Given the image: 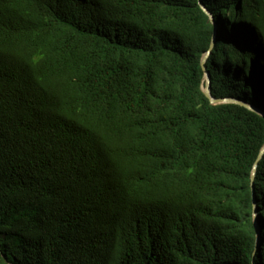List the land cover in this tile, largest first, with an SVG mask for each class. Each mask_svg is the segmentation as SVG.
I'll list each match as a JSON object with an SVG mask.
<instances>
[{
	"label": "trees",
	"instance_id": "trees-1",
	"mask_svg": "<svg viewBox=\"0 0 264 264\" xmlns=\"http://www.w3.org/2000/svg\"><path fill=\"white\" fill-rule=\"evenodd\" d=\"M205 71L264 113V0H0V264H264V116Z\"/></svg>",
	"mask_w": 264,
	"mask_h": 264
},
{
	"label": "water",
	"instance_id": "water-1",
	"mask_svg": "<svg viewBox=\"0 0 264 264\" xmlns=\"http://www.w3.org/2000/svg\"><path fill=\"white\" fill-rule=\"evenodd\" d=\"M205 11L208 12L206 9H205ZM209 15H210V13H209ZM210 18H211V20H212V22H213L214 19L212 18L211 15H210ZM212 45H213V44H212ZM212 45H211V46H212ZM208 53H209V50H208V52L204 55V57H203V59H202V68H203V70H205L204 62H205V60H206V58H207V56H208ZM205 78H206V86H205V88H204V92H205L206 96H208V97L210 98V100H211L212 103L237 102V103H240V104L246 106V107L249 108L250 110L255 111V112H257L258 114L264 116V113H263L262 111H260V110L257 109L256 107H253V106H251V105H249V104H246V103H243V102H239V101H236V100H233V99H213V98L210 96V82H209V75H208V72H207V71H205ZM263 152H264V147L261 149V151L259 152V154H258V156H257V159H256L255 164H254V168L257 166V163H258L259 159L262 157ZM254 171H255V169H253V172H252V177H251L252 181H253ZM252 189H253V183H252Z\"/></svg>",
	"mask_w": 264,
	"mask_h": 264
}]
</instances>
